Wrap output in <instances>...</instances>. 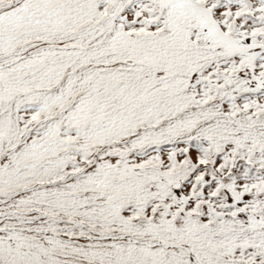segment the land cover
Returning <instances> with one entry per match:
<instances>
[{
	"label": "snow or ice",
	"instance_id": "6c2138e0",
	"mask_svg": "<svg viewBox=\"0 0 264 264\" xmlns=\"http://www.w3.org/2000/svg\"><path fill=\"white\" fill-rule=\"evenodd\" d=\"M0 264H264V0H0Z\"/></svg>",
	"mask_w": 264,
	"mask_h": 264
}]
</instances>
